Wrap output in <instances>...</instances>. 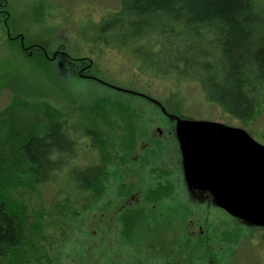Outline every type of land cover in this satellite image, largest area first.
<instances>
[{
  "label": "rangeland",
  "instance_id": "1",
  "mask_svg": "<svg viewBox=\"0 0 264 264\" xmlns=\"http://www.w3.org/2000/svg\"><path fill=\"white\" fill-rule=\"evenodd\" d=\"M258 1L264 8V0ZM120 7V0H0V112L11 107L7 117L16 115L21 130H41L51 108L81 131L98 130L105 141L100 151L89 137L82 139L74 162L75 168L103 170L98 196L77 191L67 174L13 192L46 235L32 264H81L91 254L93 261L108 264L119 255L118 264H131L123 256L129 246L122 252L115 242L102 244L107 228L100 224L107 225L126 199L140 207L188 200L179 189L184 180L169 135L173 125L160 105L175 117L245 129L264 145V93L252 119L232 118L207 102L199 85L141 75L131 54L86 39ZM85 67L87 78L75 77ZM169 186L176 190L168 191ZM196 221L198 214L187 221L193 234L199 233ZM220 260L234 259L222 253Z\"/></svg>",
  "mask_w": 264,
  "mask_h": 264
},
{
  "label": "trees",
  "instance_id": "2",
  "mask_svg": "<svg viewBox=\"0 0 264 264\" xmlns=\"http://www.w3.org/2000/svg\"><path fill=\"white\" fill-rule=\"evenodd\" d=\"M120 6L88 41L131 54L141 75L199 85L207 102L232 118L255 116L264 93V8L258 0H120ZM10 108L0 112V264H32L46 235L13 192L67 174L77 191L98 196L103 170L75 168L74 162L82 139L89 137L100 151L105 141L98 130L81 131L51 108L41 130H21L16 115L7 117ZM80 261L101 264L91 255Z\"/></svg>",
  "mask_w": 264,
  "mask_h": 264
},
{
  "label": "flooded vegetation",
  "instance_id": "3",
  "mask_svg": "<svg viewBox=\"0 0 264 264\" xmlns=\"http://www.w3.org/2000/svg\"><path fill=\"white\" fill-rule=\"evenodd\" d=\"M87 68L80 69L82 78H87L88 75L84 74ZM161 114L173 125L169 135L174 137L178 147L184 180L179 189L187 193L188 200L140 207L131 205L129 199H126L125 204L107 225L100 224L107 228L106 232L117 230L116 235L102 233V244L112 245L115 242L122 252L124 246H129L128 254L123 256L124 259L129 258L131 264H264V226L247 223L235 218L228 211L225 212L209 192L190 190L185 180L181 147L176 136V122L171 114ZM160 130L162 133V129ZM167 190L176 189L169 186ZM201 212L205 215L200 214ZM208 213L218 215L208 216ZM196 214L198 221L195 223L199 224V235L193 234L194 229L187 222ZM222 253L230 254L234 260L223 263L220 260ZM236 253L240 255L238 260H235ZM117 257L119 255L113 257V260L108 259L107 263L123 262Z\"/></svg>",
  "mask_w": 264,
  "mask_h": 264
},
{
  "label": "water",
  "instance_id": "4",
  "mask_svg": "<svg viewBox=\"0 0 264 264\" xmlns=\"http://www.w3.org/2000/svg\"><path fill=\"white\" fill-rule=\"evenodd\" d=\"M172 118L190 190L209 192L225 212L264 226V145L245 129Z\"/></svg>",
  "mask_w": 264,
  "mask_h": 264
}]
</instances>
